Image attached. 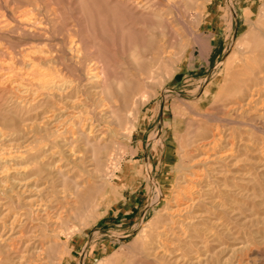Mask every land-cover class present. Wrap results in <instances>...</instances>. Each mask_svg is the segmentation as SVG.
I'll list each match as a JSON object with an SVG mask.
<instances>
[{"label": "rangeland", "instance_id": "obj_1", "mask_svg": "<svg viewBox=\"0 0 264 264\" xmlns=\"http://www.w3.org/2000/svg\"><path fill=\"white\" fill-rule=\"evenodd\" d=\"M0 264H264V0H0Z\"/></svg>", "mask_w": 264, "mask_h": 264}, {"label": "bare ground", "instance_id": "obj_2", "mask_svg": "<svg viewBox=\"0 0 264 264\" xmlns=\"http://www.w3.org/2000/svg\"><path fill=\"white\" fill-rule=\"evenodd\" d=\"M135 3V2H134ZM139 4V3H138ZM83 124H85V123H83ZM81 127V126H80ZM56 128V127H55ZM56 131H59V130H56ZM83 133V132H82ZM87 134V133H86ZM62 144V143H61ZM69 144V143H68ZM57 147H58V145H57ZM193 180V179H192ZM191 180V183L193 182ZM196 182V181H195ZM198 182V181H197ZM197 184V183H196ZM196 184H194V185H196ZM192 185H193V183H192ZM190 189V188H189ZM192 189H193V187H192ZM191 190V189H190ZM189 190V191H190ZM188 191V190H187ZM193 191V190H192ZM186 193V192H185ZM189 193H191V191L189 192ZM193 193V192H192ZM191 196V195H190ZM192 197H195V196H193L192 195ZM191 199V198H190ZM191 201H192V199H191ZM194 202H197V201H194ZM39 204V203H38ZM191 204H193L192 202H191ZM190 207H189V204H187V203H185V204H182L181 206L179 205V207L176 209V215L177 216H181L183 213H185V214H187V212H188V209H189ZM193 209V208H192ZM35 211V210H34ZM190 211V210H189ZM20 216V215H19ZM22 216V215H21ZM183 216V215H182ZM181 218V217H180ZM185 218V217H184ZM183 219V218H182ZM177 221V220H176ZM183 221V220H182ZM184 222V221H183ZM185 224V223H184ZM18 225V224H17ZM7 226V225H6ZM175 228V227H174ZM182 230V229H181ZM160 234H161V232H160ZM164 236V235H163ZM167 237V236H166ZM14 244V243H13ZM170 247V246H169ZM168 248V247H167Z\"/></svg>", "mask_w": 264, "mask_h": 264}]
</instances>
